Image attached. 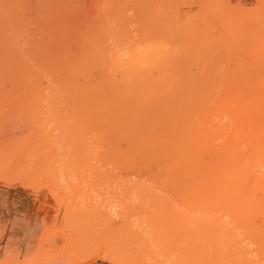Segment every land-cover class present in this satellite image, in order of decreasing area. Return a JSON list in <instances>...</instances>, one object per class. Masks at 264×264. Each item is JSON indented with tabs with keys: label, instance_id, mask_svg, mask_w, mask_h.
<instances>
[{
	"label": "rangeland",
	"instance_id": "374dc122",
	"mask_svg": "<svg viewBox=\"0 0 264 264\" xmlns=\"http://www.w3.org/2000/svg\"><path fill=\"white\" fill-rule=\"evenodd\" d=\"M204 223L264 264V0H0V264H189Z\"/></svg>",
	"mask_w": 264,
	"mask_h": 264
},
{
	"label": "bare ground",
	"instance_id": "6f19581e",
	"mask_svg": "<svg viewBox=\"0 0 264 264\" xmlns=\"http://www.w3.org/2000/svg\"><path fill=\"white\" fill-rule=\"evenodd\" d=\"M130 47H131V46H130ZM130 47H129V48H130ZM149 47H150V46H149ZM123 48H124V46H123ZM150 48H151V47H150ZM135 49H136V48H134V50H135ZM137 49H138V47H137ZM137 49H136L135 51H138V50L140 49V47H139L138 50H137ZM118 50H119V49H118ZM134 50H133V51H134ZM149 50L151 51V49H149ZM110 51H112V50H110ZM121 51H122V50H121ZM124 51H125V50H124ZM151 52H153V51H151ZM92 53H93V52H92ZM125 53H126V52H125ZM136 53H137V52H136ZM145 54H146V53H145ZM145 54H143V55H145ZM151 54H154V53H150L149 56L147 55V57H149L148 59H150V57H152V56L154 57V55H151ZM141 55H142V54H141ZM143 55H142V56H143ZM92 56H94V55H92ZM107 56H108V55H107ZM124 56H125V55H124ZM135 56H136V54H135ZM138 56H139V55H138ZM102 57H103V56H102ZM139 57H140V56H139ZM98 58H99V57H98ZM130 58H131V57H130ZM142 58H144V57H142ZM142 58L140 57V60H141ZM127 59H128V57H127ZM127 59H125L124 61H127ZM135 59H136V58H135ZM146 59H147V58H146ZM146 59H143V61H144V60H145L146 62H149V61H150V60L148 61V59H147V60H146ZM153 59H154V58H153ZM133 60H134V59H133ZM140 60H139V62H140ZM103 61H104V60H103ZM137 61H138V59L136 60V62H137ZM141 61H142V60H141ZM143 61H142V62H143ZM151 61H152V60H151ZM153 61H154V60H153ZM83 62H84V61H83ZM91 62H92V61H91ZM100 62H101V61H100ZM107 62H108V61H107ZM118 62H119V61H117V63H118ZM132 62H134V61H132ZM142 62H140V63L143 64V67H144V65H145L144 63H145V62H143V63H142ZM102 63H103V62H102ZM114 63H115V62H114ZM120 63H121V62H120ZM125 63H126V62H125ZM99 64H100V63H99ZM122 64H123V63H122ZM103 65H104V63H103ZM124 66H126V65H124ZM140 66H141V65H140ZM79 67H80V66H79ZM84 67H85V66H84ZM117 67H118V66H117ZM145 67H146V69H147V67H148L147 63H146V66H145ZM145 67H144V69H145ZM103 68H104V67H103ZM111 68H112V67H111ZM127 68H129V67H127ZM148 68H151V67L149 66ZM80 69H81V68H80ZM83 69H84V68H83ZM123 69H124V68H123ZM84 70H86V67H85ZM84 70H82V71L80 70V71H81V74H83V71H84ZM87 70H88V67H87ZM87 70H86V71H87ZM89 70H90V69H89ZM106 70H107V69H106ZM126 70H127V69H126ZM77 71H78V70H77ZM86 71H85V72H86ZM131 71H132V70H131ZM135 71H136V70H135ZM141 71H142V70H141ZM88 72H89V71H88ZM108 72H109V71H108ZM123 72H124V71H123ZM136 72H137V71H136ZM79 73H80V72H79ZM89 73H90V72H89ZM101 73H102V72H101ZM111 73H112V72H111ZM116 73H117V72H116ZM132 73H133V72H132ZM139 73H140V72H139ZM142 73H143V72H142ZM85 74H87V73H85ZM117 74H118V73H117ZM112 75H113V74H112ZM136 75H137V74H136ZM83 76H84V75H83ZM89 76H90V75H89ZM104 76H105V75H104ZM110 76H111V75H110ZM113 76H114V75H113ZM131 76H132V75H131ZM137 76L140 77L139 75H137ZM90 77H91V76H90ZM108 77H109V76H108ZM144 77H145V76H144ZM141 78H142V77H141ZM134 79H138V78L136 77V78H134ZM145 79H146V78H145ZM112 80L114 81V79H112ZM125 80H126V79H125ZM150 80H151V79H150ZM152 80H153V79H152ZM152 80H151V81H152ZM155 80H156V79H155ZM90 81H91V80H90ZM100 81H101V80H100ZM108 81H109V80H108ZM108 81H107V82H108ZM139 81L141 82V80H139ZM142 81H143V84H144V83H145L144 79H143ZM146 81H147V80H146ZM96 82H97V81H96ZM102 82H103V81H102ZM105 82H106V81H105ZM109 82H111V81H109ZM129 82H130V81H129ZM132 82H133V80H132ZM149 82H150V81H149ZM149 82H148V83H149ZM155 82H156V81H155ZM121 83H122V82L120 81V84H121ZM141 83H142V82H141ZM146 83H147V82H146ZM148 83H147V84H148ZM157 83H158V82H157ZM159 83H160V82H159ZM112 84H114V83H112ZM122 84H123V83H122ZM131 84H132V83H130V85H131ZM133 84L135 85V84H137V82L135 83V80H134V83H133ZM138 84H139V83H138ZM138 84H137V86H138ZM147 84H145V85L148 86ZM150 84H151V83H150ZM88 85H89V83H88ZM94 85H96V84H94ZM98 85H99V84H98ZM100 85L103 87L102 84H100ZM105 85L108 86V84H105ZM130 85H128V86H129V87L133 86V85H131V86H130ZM139 85H141V84H139ZM156 85H157V87H160V84H156ZM158 85H159V86H158ZM84 86H85V85H84ZM89 86H90V85H89ZM91 86H92V85H91ZM101 86H100V87H101ZM107 86H106V87H107ZM123 86H124V84H123ZM126 86H127V83H126ZM126 86H125V87H126ZM143 86H144V85H143ZM150 86H151V85H150ZM150 86H148V87L152 89L153 85H152L151 87H150ZM121 87H122V85H121ZM121 87H119V84H118V88H119V90H121L122 88L124 89V87H122V88H121ZM133 87H134V86H133ZM141 87H142V86H141ZM144 87H145V86H144ZM144 87H142V88H144ZM90 88H91V87H90ZM92 88H93V87H92ZM103 88H105V87H103ZM108 88H109V87H108ZM118 88H117V89H118ZM120 88H121V89H120ZM131 88H132V87H131ZM134 88H135V87H134ZM154 88H155V87H154ZM84 89H86V88H84ZM84 89L82 90V93H83ZM100 89H101V88H100ZM100 89H98V91H101ZM126 89H127V87H126ZM137 89L140 90L139 88H137ZM146 89H147V87L145 88L144 91H148V90H150V89H148V90H146ZM155 89H156V88H155ZM87 90H88V89H87ZM90 90H91V89H89V91H90ZM103 90H104V89H102V91H103ZM106 90H107V89H106ZM108 90H109V89H108ZM110 90H112V89H110ZM124 90H125V89H124ZM127 90H128V89H127ZM131 90H132V89H131ZM152 90H154V89H152ZM152 90H151V91H152ZM156 90H157V89H156ZM156 90H155V92H156ZM79 91H80V89H79ZM79 91H78V92H79ZM98 91H97V92H98ZM135 91H136V90H134L133 93H131V92H130V93H131V94H134ZM140 91H141V90H140ZM140 91H139V92H140ZM84 92H86V90H85ZM92 92H93V91H92ZM94 92H96V91H94ZM103 92H104V91H103ZM103 92H102V93H103ZM106 92H107V91H106ZM118 92H119V91H118ZM120 92H121V91H120ZM120 92H119V93H120ZM123 92H124V91H123ZM128 92H129V91H128ZM137 92H138V91H137ZM139 92H138V93H139ZM152 92H154V91H152ZM86 93H87V92H86ZM90 93H91V92H90ZM110 93H112V91H110ZM126 93H127V92H126ZM138 93H137V94H138ZM144 93H145V92H144ZM144 93H143V94H144ZM106 94H107V93H106ZM120 94L122 95V92H121ZM123 94H124V93H123ZM146 94H147V93H146ZM146 94H144V95H146ZM77 95H78V94H77ZM81 95H82V94H81ZM92 95H93V93L91 94V96H92ZM99 95H100V98H101V97H102L101 95H104V94H99ZM108 95H109V94H108ZM121 95H120V96H121ZM135 95H136V94H135ZM139 95H140V96H137V95H136V96H133V98L136 97V98H134V100H133L134 103H135V99H138V100L140 99V97H141V92H140ZM149 95H151V92H150ZM155 95H156V94L151 95V98H149V99H150V100L152 99V100L154 101L153 98H154ZM78 96H80V95H78ZM85 96H86V95H85ZM89 96H90V95H89ZM89 96H88V97H89ZM94 96L97 97L98 94H97V95H94ZM104 96H105V98H106L107 95H104ZM122 96H123V95H122ZM124 96H125V94H124ZM124 96H123V97H124ZM83 97H84V96H83ZM96 97H93V98H96ZM98 97H99V96H98ZM98 97H97V99L99 100L100 98H98ZM130 97H131V96H130ZM130 97H129V98H130ZM145 97H146V96H145ZM152 97H153V98H152ZM105 98H104V99H105ZM109 98H110V97H109ZM142 98H144V96H143ZM142 98H141V99H142ZM97 99H96V100H97ZM102 99H103V97H102ZM104 99H103V100H100V101H103V102H104ZM106 99H107V100H106ZM106 99H105L106 102H109V104L107 103L108 105H107L106 103L101 102V103H103L102 106H103L104 104H106V105L103 106L104 108L107 107V106L109 107L110 105H114V106L117 105V104L120 105L119 101H117L115 98H114L115 100H112L113 103H111L112 101L110 102V100L108 101V98H106ZM112 99H113V97H112ZM121 99H122V98H121ZM126 99H127V98H126ZM131 99H132V98H130V100H131ZM145 99H146V98H145ZM127 100H128V99H127ZM142 100H143V99H142ZM115 101H116V102H115ZM130 102H131V101H130ZM150 102H152V101H150ZM101 103H100V104H101ZM121 104L124 105V104H125V101H124V103L121 102ZM128 104H130V103L128 102ZM114 106H110L109 109H115V108L118 109L117 106H115V108H113ZM108 107H107V108H108ZM121 107H123V106H121ZM105 109H106V108H105ZM118 112H119V110H118ZM119 113L122 114V110H121ZM123 113H125V110H124ZM129 118H131V117H129ZM135 118H136V117H135ZM126 119L129 121V119H128L127 117H126L125 119H123V120H126ZM127 120H126V121H127ZM130 120L132 121V119H130ZM126 121H125V122H126ZM128 121L126 122V124L128 123L127 125H130L131 121H129V122H128ZM141 121H143V120H141ZM125 122L123 121V123H125ZM132 122H134V118H133V121H132ZM141 123H142V122H140V125H141ZM142 124H143V123H142ZM131 125H132V126H131L130 130H132V129L135 130L136 127H137V129H138V127H139V126H138L139 124H137L136 127L133 126V123H131ZM143 125H144V124H143ZM146 125H148V124H145V128H147L148 126H149V127L152 126V125L149 124V125L146 127ZM133 127H134V128H133ZM142 127H144V126H142ZM153 127H154V125L152 126V129H153ZM145 128H143L144 131H143V130L141 131V128H140V131H141L140 133H138V132H139V131H138L139 129L136 130L138 134H136V132H135V134H134V133H133L134 131H130V130H129V131L132 132L131 134H134V135H132L133 138H134V136H135V137L139 136V139H138V137H137V139L140 140V138L142 137V136H141V135H142L141 133H143V136L145 135L146 138H144V137H142V138H144V140H146V139L149 140V139H150V136H148V137H149V138H148L147 135H146V134H148V133H145V134H144V132L147 131V130H145ZM154 128H155V127H154ZM149 135H150V134H149ZM140 136H141V137H140ZM151 138H152L153 141L155 142V143L153 142V143H154L153 145L155 146L157 140H156L155 138H153V136H151ZM152 139H150V140H152ZM172 139L174 140V138H172ZM130 140H131L130 142H134L136 139H135V140L133 139V141H132V137L130 136ZM165 140H166V139H165ZM165 140H164V141H165ZM170 140H171L170 138H169V139L167 138V141L163 142V145H162V146L164 147V144H165V143H166L165 146H166V145L168 146V144H170V145H172V146L169 147V148H171V150H172V149L174 150V147H175V148H177V147H176V146H173V144H174V143H173V140H172V142H171ZM168 141L171 142V143H168ZM138 142H139V141H136V142H134L135 144H134V143H133V144L136 145V143H138ZM145 142H146V141H145ZM149 142H150V141H149ZM160 143H161V142H160ZM175 143L177 144L178 142H175ZM146 144H147V143H146ZM179 144H180V143H179ZM137 145H138V144H137ZM137 145H136V146H137ZM150 145H151V144H150ZM157 145H158V142H157L156 146H157ZM160 145H161V144H159V148H162ZM170 145H169V146H170ZM138 146H139V145H138ZM138 146H137V149H138ZM146 146H147V145H146ZM167 146H166V147H167ZM180 146H182V145H180ZM152 147H153V146H152ZM139 148H140V147H139ZM164 148H165V147H164ZM167 148H168V147H167ZM153 149H156V150H157V154H155V156L159 155L158 152L160 153V152L162 151V150L159 151V149H157V147H156V148L153 147ZM153 149H148V150H147L148 153H152V154H153V151H154ZM149 150H150V151H149ZM151 150H153V151H151ZM156 150H155V151H156ZM169 150H170V149H169ZM181 150H182V148H180V151H181ZM175 151H177V150H175ZM182 151H183V150H182ZM182 151H181V154L184 155V154H185V151H184V153H183ZM163 152H164V151H163ZM148 153H147V154H148ZM171 153H172V152H170V154H171ZM175 153H176V152H175ZM161 154H162V155H165V154H166V156H168V155H167V152H166L165 154H164V153H161ZM168 154H169V153H168ZM170 154H169V156L172 155V154H171V155H170ZM176 154H178V153H176ZM179 154H180V153H179ZM172 156H174V155H172ZM181 156H182V155H181ZM181 156H180V157H181ZM194 156H195V155H194ZM162 157H163V156H162ZM164 158H165V156H164ZM167 158H168V157H167ZM183 158H184V157H183ZM183 158H182V159H183ZM182 159H181V160H182ZM194 159H195V158H194ZM186 161H189V160H186ZM191 161H192V160H191ZM194 161H195V160H194ZM182 162H183V165H184L185 161L182 160ZM173 163H174V160H173ZM194 163L196 164V161H195ZM185 164H186V163H185ZM190 164H193V163H190ZM174 165H175V164H174ZM188 165H189V164H188ZM188 165H187V166H188ZM166 166H168V163L166 164ZM169 166H171V165H169ZM175 166H176V165H175ZM177 166H178V165H177ZM180 166H182V164H181ZM180 166H179L178 168H180ZM193 166H194V165H193ZM196 166H197V165H196ZM171 167L175 170V167H173V166H171ZM185 167H186V165H185ZM185 167H184V168H185ZM191 167H192V166H191ZM181 168L183 169V167H181ZM186 168H188V167H186ZM173 169H172V170H173ZM176 169H177V168H176ZM188 170H189V169H188ZM190 170H191V168H190ZM176 171H177V170H176ZM179 171H180V170H179ZM193 171H194V170H193ZM193 171H192V173H193ZM174 172H175V171H174ZM180 172H181V171H180ZM182 172H183V171H182ZM184 172H185V170H184ZM184 172H183V173H184ZM187 172H188V171H187ZM190 172H191V171H190ZM190 172H189V173H190ZM195 172H196V171H195ZM189 173H188V174H189ZM192 173H191V174H192ZM174 174H176V173H174ZM178 174H179V172H178ZM191 174H190V177H188V178H191V176H193V174H192V175H191ZM176 175H177V174H176ZM180 175H181V173H180ZM182 175H183V174H182ZM183 176H184V175H183ZM187 176H188V175H187ZM187 176H186V177H187ZM195 176H196V175H195ZM195 176H193V177H195ZM185 180H186V179H185ZM185 180H184V182H185ZM187 180H188V179H187ZM189 180H190V179H189ZM190 181H191V180H190ZM193 181H194V180H193ZM195 181H196V180H195ZM188 182H189V181H188ZM196 184H197V183H196ZM194 185H195V183H194ZM187 186H188V188H189V190H190V189H191V188H190L191 185H190V184H189V185L187 184ZM189 186H190V187H189ZM186 188H187V187H186ZM192 188H194V186H193ZM196 190H197V188H196ZM196 190H194V193H195V194H197V193H196V192H197ZM191 191H192V190H191ZM186 198H188V197H186ZM189 198H192V196H191V197L189 196ZM194 199H195V197L192 198L193 201H194ZM188 200H189V199H188ZM184 201L187 202V200H184ZM189 201H191V200H189ZM190 203H191V202H190ZM190 203L188 204V206L191 205ZM192 203H193V202H192ZM196 203H197V202H196ZM185 204H186V203H185ZM197 206H198V205H197ZM194 207H195V205L193 206L192 209H194ZM186 208L189 209L188 207H186ZM190 208H191V206H190ZM195 208H200V207H195ZM236 208H237V207H236ZM192 209H191V210H192ZM230 209H231V208H230ZM243 209H244V208H243ZM249 209H250V210H253V209H251V208H249ZM195 210H196V209H195ZM199 210H200V209H199ZM227 210H228V209H227ZM232 210H233V209H232ZM232 210H231V212H229V211H228V212H229L230 214H232V216H233V217L231 216L232 218L235 217V218L233 219V221H234V220H236L237 216L234 215V214L236 213L235 210H233V211H232ZM241 210H242V209H241ZM241 210H240L239 208L237 209V215H239V213L242 214V213L244 212L243 210H242V212H241ZM254 210H255V209H254ZM261 210H262V208H261ZM238 211H239V212H238ZM256 211H258V209H256ZM188 212H189V211H188ZM188 212H187V213H188ZM194 212H195V211H194ZM233 212H235V213H233ZM245 212H246V211H245ZM252 212H253V211H252ZM190 213H191V212H190ZM211 213H212V212H211ZM211 213H210V214H211ZM192 214H193V213H192ZM225 214H226V213H225ZM197 215H198V214H197ZM200 215H201V214H200ZM192 216H193V215H192ZM194 216H195V215H194ZM212 216H213V215H212ZM246 216H247V215H246ZM203 217H205V216H203ZM243 217H244V213H243ZM243 217L241 216V218H243ZM247 217H248V216H247ZM247 217H246V218H247ZM187 218H188V217H187ZM228 218H229V217H228ZM238 218H240V217H238ZM238 218H237V219H238ZM244 218H245V217H244ZM244 218H243V220H245ZM248 218H249V217H248ZM185 219H186V218H185ZM197 219H198V218H196V220H197ZM209 219H210V218H209ZM250 219H251V218H250ZM179 220H181V219H179ZM198 220H199V219H198ZM206 220H207V219H206ZM213 220H215V219H213ZM216 220L218 221L217 218H216ZM107 221H108V222H107L108 224H109V222H110V223H114V221L112 222L111 219H108V218H107ZM181 221H182V220H181ZM188 221H189V220H188ZM200 221H201V220H200ZM210 221H211V220H210ZM229 221H230V220H229ZM190 222H191V221H190ZM201 222H202V221H201ZM203 222H204V221H203ZM213 222H214V221H213ZM225 222H226V221H225ZM227 222H228V221H227ZM179 223H180V222H179ZM205 223H206V222H205ZM205 223H204V225H205V227H206V224H205ZM208 223H210V222H208ZM211 223H212V222H211ZM214 223H215V222H214ZM249 223H250V222H249ZM183 224H184V223H183ZM185 224H186V223H185ZM193 224H194V223H193ZM215 224H216V223H215ZM223 224H225V223H223ZM208 225H209V224H208ZM212 225H213V224H212ZM221 225H222V224H221ZM221 225H220V227H224L223 225H222V226H221ZM111 226H112V224H111ZM115 226H116V225H115ZM187 226H188V225H187ZM191 226H192V224H191ZM191 226H190V228H191ZM209 226H210V225H209ZM216 226H217V225H216ZM216 226H215V227H216ZM113 227H114V226H113ZM190 228L187 227V229H189V230H190ZM195 228H196V227H194V229H195ZM206 228H208V229H206L207 231L210 230L209 232H211V230H216V228L213 229L212 227H211L212 229H209V227H206ZM225 228H226V227H225ZM225 228H224V229H225ZM187 229H186V230H187ZM217 229H219L218 226H217ZM220 229H221V228H220ZM180 230H181V228H180ZM184 230H185V228H184ZM189 230H188V231H189ZM192 230H193V229H192ZM229 230H230V227H229ZM229 230L227 229V231H229ZM193 231H195V230H193ZM193 231H192V233H194ZM196 231H199V230L196 229ZM196 231H195V232H196ZM207 231H206V232H207ZM142 232H143L142 230L140 231V230H138V229L131 230V236H132L133 242H134L135 244H136L135 241H138V243H139V239H141L140 237H141V233H142ZM217 232H218V230H217ZM217 232L212 231L211 234H209V233L207 232L209 235H207V234L205 233V235H207L206 237H207V239H208L207 241L204 242L205 246L207 247V248H205V249L202 248V247H203L202 244L200 245V248H199L195 243L193 244V242H191V243H192V245H191V243H189V242L187 241V242L190 244V245L187 246L188 248H192V249H193V247H194L195 245H196V246L194 247L195 250H194V249H193V250H192V249H190V250L187 249V250L189 251V253H190V251H192V253H191V257H190V259H188L189 257L187 256L186 258H184V260L188 259V261L190 260V261H189L190 263H191V260H192V263H193V264H203V263L205 264V263H208L207 260H205L206 262H204V257H203L204 254H201V251H203V250L206 251V249H208L209 251H213L212 254L210 253L211 256H210V255H209V256L211 257V259L216 260L215 257L212 258V257H213V254L215 253V251H217V250L220 249V246L223 247V244H224V248H226V250L223 248V249L226 251L225 253L228 254L227 251H230V254L232 255V251H233V247H232V246H233V242H234L236 239H234V240L232 241V244H231V242H229V240L227 241V243H230V245H228V246H229V248H228V246H225V245H227V243H225V241H226V240H225V239H226L225 237H226V235L229 236V233H225V231H224V233H225V235H224L225 237H224V236L222 235L223 230H222V233H221V230H220V232H218V233H217ZM230 232H231V231H230ZM184 233H186V232H184ZM187 233H188V232H187ZM187 233H186V234H187ZM196 233H197V237H198V233H199V232H196ZM200 233H201V231H200ZM220 233H221V234H220ZM224 233H223V234H224ZM194 234H195V233H194ZM218 234H220V235H218ZM231 234H232V232H231ZM231 234H230V235H231ZM199 235H200L199 238L202 237L201 239H203V237L205 236V235L203 236V233H201V234H199ZM201 235H202V236H201ZM234 236H235V235H234ZM234 236L232 235V237H234ZM186 237H187V236H186ZM232 237H228V238L230 239V238H232ZM142 240H143V239L140 240V243H139V244H141V243L143 244V241H142ZM187 240H188V238H187ZM222 240H223V241H222ZM220 241L222 242V244L219 243ZM236 241H237V240H236ZM147 243H148V242H147ZM147 243H145V244H146V245H149V244H147ZM188 243H186V244H188ZM201 243H202V242H201ZM236 243H237V242H236ZM236 243H235V244H236ZM142 244H141V245H142ZM218 244H220L219 247H216V245H218ZM235 244H234V245H235ZM231 245H232V246H231ZM190 246H191V247H190ZM214 246H215V248H214ZM209 247H210L211 250L209 249ZM198 248H199V249H198ZM212 248H214V250H212ZM217 248H219V249H217ZM227 248H228V249H227ZM215 249H216V250H215ZM221 249H222V248H221ZM221 249H220V251L222 252L223 249H222V250H221ZM188 251H187V252H188ZM195 251H196L197 253H196ZM193 252L196 253V255H194ZM203 252H204V251H203ZM203 252H202V253H203ZM218 252H219V251H217V253H216L217 255H218ZM223 252H224V251H223ZM223 252H222V254H223ZM205 253H206V252H205ZM207 253H208V251H207ZM207 253H206V254H207ZM219 253H220V252H219ZM225 253H224V255L220 254V255H222V256L218 255V256L222 257V259L220 258V260L222 261V263L225 262L224 260H227L226 257H225ZM197 254H198V255H197ZM230 254H228V255H230ZM188 255H189V254H188ZM217 255H216V256H217ZM228 255H227V256H228ZM231 255H230V256H231ZM193 256H194V257H193ZM195 256H196V259H195ZM204 256L207 257V255H204ZM192 257H193L194 259H193ZM206 257H205V259H207ZM223 257H224V259H223ZM208 258H209V257H208ZM218 258H219V257H218ZM218 258H217V261H218ZM213 260H212V261H213ZM194 261H196V262L194 263ZM221 261H220V262H221ZM227 261H228V260H227ZM227 261H226V262H227ZM186 262H187V261H186ZM189 262H188V263H189ZM220 262H219V263H220ZM226 262H225V263H226ZM184 263H185V261H184ZM190 263H189V264H190ZM192 263H191V264H192ZM214 263H217V262H214ZM214 263L212 262V264H214ZM222 263H221V264H222ZM225 263H224V264H225ZM217 264H218V263H217ZM227 264H228V263H227Z\"/></svg>",
	"mask_w": 264,
	"mask_h": 264
}]
</instances>
